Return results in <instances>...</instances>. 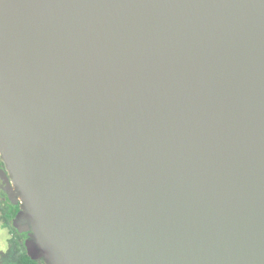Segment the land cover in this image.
<instances>
[{"label":"water","instance_id":"95a60500","mask_svg":"<svg viewBox=\"0 0 264 264\" xmlns=\"http://www.w3.org/2000/svg\"><path fill=\"white\" fill-rule=\"evenodd\" d=\"M0 154L34 259L264 264V0H0Z\"/></svg>","mask_w":264,"mask_h":264},{"label":"flooded vegetation","instance_id":"af4514ba","mask_svg":"<svg viewBox=\"0 0 264 264\" xmlns=\"http://www.w3.org/2000/svg\"><path fill=\"white\" fill-rule=\"evenodd\" d=\"M0 170L3 171V173L7 177V181H4L0 177V195L2 196V200L6 205L9 207V213L12 214V228L16 230V233L18 236H20L21 240L24 242L27 239H30L32 237L31 233L32 230L31 228L23 221H20V213L23 211V203L20 200L18 196V191L14 187L12 177L10 175V172L8 171L7 165L4 162V159L2 155L0 154ZM13 188V194L9 192V189ZM18 225H15L16 223ZM11 234V239L14 237L13 230L10 232Z\"/></svg>","mask_w":264,"mask_h":264},{"label":"trees","instance_id":"16d2710c","mask_svg":"<svg viewBox=\"0 0 264 264\" xmlns=\"http://www.w3.org/2000/svg\"><path fill=\"white\" fill-rule=\"evenodd\" d=\"M2 210L4 209L3 205L0 204ZM4 211V210H3ZM0 220H4V223L13 230L14 237L11 239V253L9 255L10 264H47L44 258L34 259L29 254V249L27 247V239L25 242L21 240L20 236L17 235L16 230L12 228V214L4 213L1 215Z\"/></svg>","mask_w":264,"mask_h":264},{"label":"rangeland","instance_id":"374dc122","mask_svg":"<svg viewBox=\"0 0 264 264\" xmlns=\"http://www.w3.org/2000/svg\"><path fill=\"white\" fill-rule=\"evenodd\" d=\"M0 195V204L3 205L4 211L0 206V217L4 213H9V207L4 203ZM20 222V220H19ZM16 223V222H15ZM15 225H18L17 223ZM12 230L4 223V220H0V264H10L9 255L11 253V234Z\"/></svg>","mask_w":264,"mask_h":264}]
</instances>
